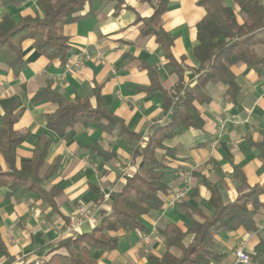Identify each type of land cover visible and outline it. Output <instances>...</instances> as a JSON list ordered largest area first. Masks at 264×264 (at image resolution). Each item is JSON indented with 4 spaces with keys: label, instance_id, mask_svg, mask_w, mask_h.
Listing matches in <instances>:
<instances>
[{
    "label": "crops",
    "instance_id": "1",
    "mask_svg": "<svg viewBox=\"0 0 264 264\" xmlns=\"http://www.w3.org/2000/svg\"><path fill=\"white\" fill-rule=\"evenodd\" d=\"M159 1L123 0L119 10L112 1L91 2L81 17L62 28L69 45L64 66L38 54L29 40L21 44L26 67L18 75L0 60V117L14 103L15 112H21L14 130L27 135L16 149V166L32 157L42 138L47 139L50 146L42 174L52 165L56 170L41 187H55L60 192L55 199V212L32 194L19 190L7 197L6 190L0 189V264H20L26 257L46 260L58 252L55 246L61 239L91 232L102 212L109 208L113 194L122 189L126 175L129 177L137 170L140 158L132 157L134 147L143 146L155 127L168 122L162 91L172 93L179 78L155 38L144 36L141 31V19L151 17ZM165 4L158 25L173 40V60L180 65L183 85L191 88L199 67L193 56L198 44L196 27L205 10L197 5V0H165ZM227 4L230 5L229 0ZM5 15L18 20L24 16L41 18L44 13L39 0H21L17 7L0 5V20ZM238 21L241 23L239 17ZM84 54L91 59H85ZM96 56L100 58L95 59ZM75 60L80 62L77 67L73 65ZM147 67L154 71L161 90H149L152 81ZM231 72L238 86L235 102L225 98L226 86L208 84L205 93L209 102L195 104L201 128H191L163 143L174 151V157L165 158L162 181L168 192L161 200L166 205L172 192L181 187L176 175L179 170L189 176L185 197L171 208L164 205L160 211L142 216L140 222L145 232L109 233L117 240L114 249L89 251V257L97 264H147L148 255L160 258L165 252L161 232L167 225L173 224L184 233L193 221L202 223L203 216L213 214L204 181L216 187L224 203L236 200L242 184L248 189L264 185V162L257 147L264 145V68L263 76L242 64L233 66ZM47 85L67 102L87 101L92 107L96 106L95 90L99 89V106L121 120L140 142L122 135L118 127L102 130L82 124L60 138L46 127V116L55 112L56 105L31 102L33 94ZM234 119L239 121L237 125L232 124ZM220 122H224L222 128ZM93 146L109 157L103 160L90 150ZM163 154L156 152L157 158ZM0 167L5 170L1 157ZM235 168L240 170L244 183L233 176ZM105 193L110 194L108 201L103 199ZM259 202L261 208L253 218V230L240 227L214 236V250L221 258L210 264H236L233 255L240 244L250 256L264 241V230L257 231L264 223V193ZM80 204L90 207V220L76 226L70 235L62 236L71 227L69 218ZM183 205L201 215L187 214ZM192 240L193 235H185L183 246L187 247ZM170 251L178 255L175 249Z\"/></svg>",
    "mask_w": 264,
    "mask_h": 264
},
{
    "label": "trees",
    "instance_id": "2",
    "mask_svg": "<svg viewBox=\"0 0 264 264\" xmlns=\"http://www.w3.org/2000/svg\"><path fill=\"white\" fill-rule=\"evenodd\" d=\"M93 1L39 0L44 13L41 18L24 16L14 20L8 15L3 16L0 20V60L14 75H18L26 67L21 44L29 40L38 54L48 61L57 60L64 66L67 63L69 45L67 38L62 35V28L81 17L79 15ZM104 1L114 2L116 10L123 3V0ZM20 2L21 0H0V5L17 7ZM229 2L230 5L227 0H197V5L204 8L205 16L196 27L198 44L193 50V56L199 67L195 70L198 75L196 83L191 88L183 85L180 65L173 60V40L158 25L165 11V0L159 1L151 17L141 19L142 34L155 38L179 78L172 93L162 91L164 112L169 115L168 122L163 127H155L143 146L138 144L134 147L132 157L140 158L137 170L126 179L122 189L113 194L109 208L102 212L98 224L91 232L61 239L55 246V251L58 252L46 260L38 261L26 257L20 264H36L37 261L38 264H97L89 257V251L107 252L114 249L117 240L109 233L120 230L144 231L140 218L164 208L161 197L168 192L162 181L166 168L165 158L174 157V151L165 147L164 141L191 128H201L202 120L195 104L209 102L210 99L205 93L208 84L221 83L226 86L225 98L235 102L238 86L231 72L233 66L242 64L263 76L264 56L257 55L255 49H264V5L261 0ZM147 69L152 81L149 90L160 89L154 71L148 67ZM95 98V107L87 101L77 100L70 103L47 85L33 94L31 102L36 104L48 101L56 105L55 112L46 116V127L60 138L65 137L67 130L82 124L94 125L102 130L118 127L122 135L139 143L140 138L132 135L121 120L99 106V89L95 90ZM20 114L21 112H15V104L11 103L0 117V157L5 164V170L0 167V189L6 190L7 197L19 190L24 194H32L35 199L56 212L55 199L60 193L59 190L55 187L49 190L41 187V183L56 170V166L52 165L42 174L50 141L42 138L32 157L22 160L19 167L16 166V149L27 138L26 134L14 130ZM257 147L264 162V145ZM90 150L103 160L109 157L108 153L95 146ZM157 151H163L164 154L157 158ZM233 176L244 183L239 169H234ZM203 183L209 192L208 203L213 208V214L210 217L203 216L202 223L193 221L184 233L173 224L167 225L161 232L165 245L164 254L160 258L148 255L147 264H210L221 258L214 250L215 235L240 227L253 230V218L261 208L259 196L264 193V185L248 189L242 184L236 200L224 203L215 186L205 181ZM183 206L187 214L201 215L196 209ZM188 234L193 235V240L184 247L182 241ZM171 249H175L178 255H174ZM249 259L253 264H264V241L259 242Z\"/></svg>",
    "mask_w": 264,
    "mask_h": 264
},
{
    "label": "built area",
    "instance_id": "3",
    "mask_svg": "<svg viewBox=\"0 0 264 264\" xmlns=\"http://www.w3.org/2000/svg\"><path fill=\"white\" fill-rule=\"evenodd\" d=\"M84 58L85 59H91V56L88 54H84ZM99 56H96L95 59H99ZM80 64L79 61L75 60L73 61V65L75 67H77ZM226 122V121H225ZM232 124L237 125L239 123L238 120H231ZM224 122H220V128L223 127ZM177 178L179 180V183L181 184V187L175 191L172 192L171 194V198L169 200V202H167V204L165 205L167 208H171L173 205H175V203L179 202L181 199H183L185 197V195L187 194L188 190H189V176L186 172L184 171H177ZM126 177L128 178V175H126ZM103 199L104 201H108L110 199V194L105 193L103 194ZM91 215H90V207H87L83 204H80L78 206L75 207L74 212L71 214L69 220H70V224L71 227L62 232L61 235L65 236V235H70L71 232L75 229L76 226L80 225L81 223L90 220ZM264 230V223L260 224L257 227V231H262ZM234 260L236 264H248L250 263V259L249 256L245 253L244 251V246L242 244H240L234 251ZM39 262L37 261L36 264H38Z\"/></svg>",
    "mask_w": 264,
    "mask_h": 264
},
{
    "label": "rangeland",
    "instance_id": "4",
    "mask_svg": "<svg viewBox=\"0 0 264 264\" xmlns=\"http://www.w3.org/2000/svg\"><path fill=\"white\" fill-rule=\"evenodd\" d=\"M257 55L259 56H264V49L263 48H259V49H255Z\"/></svg>",
    "mask_w": 264,
    "mask_h": 264
}]
</instances>
